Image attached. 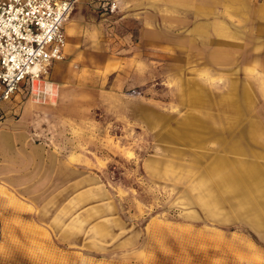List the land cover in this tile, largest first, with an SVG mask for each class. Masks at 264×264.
Here are the masks:
<instances>
[{
  "label": "rangeland",
  "instance_id": "1",
  "mask_svg": "<svg viewBox=\"0 0 264 264\" xmlns=\"http://www.w3.org/2000/svg\"><path fill=\"white\" fill-rule=\"evenodd\" d=\"M117 1L77 0L64 58L11 97L7 116L43 149L11 155L32 194L21 173L2 181L0 264H264L263 198L212 169L246 162L248 118H264L240 90L264 67L262 0L223 27L163 0Z\"/></svg>",
  "mask_w": 264,
  "mask_h": 264
},
{
  "label": "crops",
  "instance_id": "2",
  "mask_svg": "<svg viewBox=\"0 0 264 264\" xmlns=\"http://www.w3.org/2000/svg\"><path fill=\"white\" fill-rule=\"evenodd\" d=\"M152 1L161 2L162 0ZM242 1L244 0H163V2L167 5L168 11L176 9L182 10L184 12H191L193 18H191L190 20L198 21L195 24V26L197 27H223L224 22L229 21V19L225 20L223 18V13H234L243 10L244 6H242ZM86 2L89 6H91L90 0H86ZM261 3L262 5L259 7L260 10L257 7L256 9L254 8V12L260 11L261 13H264V0H262ZM179 6H183V8H180ZM253 20L254 19H251L250 23H248L247 26H252ZM226 25L237 26L232 23ZM65 34L67 41L66 30ZM67 43L68 42H66V45ZM261 69L263 73L261 71L259 72V74L256 75L259 76V78L254 77L253 81L250 79L247 85H244L245 87H242L240 89L242 91L247 90L249 92V108H252L254 106L253 103L256 102L257 98L258 100H264V67ZM255 81H257L258 84ZM234 83V81L229 83V88L227 90H230L232 88L233 91L236 90L233 87ZM232 90L228 92L227 100H232ZM11 104L12 98H10L1 105L2 117L0 119V197L2 193H6V191L2 188H8L9 186L3 185L2 181H6V179L9 178L15 179V174L21 173L18 172V170L16 169L18 168L17 164H19V161L17 163L16 158L11 157V155L20 154L22 156L27 155V157H30V155H32L31 152L33 149L38 148L39 146L40 149L42 148L41 145L36 146L35 144H33L30 132L27 131V125L22 124V122L13 123L10 117L7 116L9 113L13 112V110L11 109L14 107V105ZM249 113H251V111ZM248 120V123L250 125V132L249 137L247 139V161H235L234 159L229 158L228 156L222 155V162H220V167H218L217 164H214L212 166V169L217 170L221 168L220 171L222 170L227 172H237L238 174H235L233 178L236 180V177L239 176L242 180L245 179L246 181H248V188L250 193L252 194L253 191L255 199L260 200V198H263L264 202V121H262L264 120V118L254 117L250 115ZM184 124L185 126H188L190 125V122L185 121ZM217 157H219V155L216 156V158ZM30 162L31 159H26L24 157V159L21 160V167L23 168L26 164H29ZM27 169L28 168L23 170L24 174L21 173L19 175V178H22V180L23 176H26L25 171H27ZM25 178L26 179L24 181L20 182V188L23 187V190L21 192L24 195H31L32 192L30 190L28 191V193L25 191L27 176ZM236 186L239 188L243 187L238 184H236ZM260 194L262 195L259 196ZM3 210H5V208L2 207L0 198V212ZM255 230L259 235H264V227L263 231H261L259 228Z\"/></svg>",
  "mask_w": 264,
  "mask_h": 264
},
{
  "label": "built area",
  "instance_id": "3",
  "mask_svg": "<svg viewBox=\"0 0 264 264\" xmlns=\"http://www.w3.org/2000/svg\"><path fill=\"white\" fill-rule=\"evenodd\" d=\"M77 0H0L1 105L25 81L47 73L65 55L64 23ZM99 10L113 12L117 0H90Z\"/></svg>",
  "mask_w": 264,
  "mask_h": 264
},
{
  "label": "bare ground",
  "instance_id": "4",
  "mask_svg": "<svg viewBox=\"0 0 264 264\" xmlns=\"http://www.w3.org/2000/svg\"><path fill=\"white\" fill-rule=\"evenodd\" d=\"M42 89H45V91L48 92V91H50V90L52 89V85H51L50 83H47V82H46V83H43V84H42ZM52 91H53V90H52ZM52 91H51V92H52ZM51 92H50V93H51Z\"/></svg>",
  "mask_w": 264,
  "mask_h": 264
}]
</instances>
